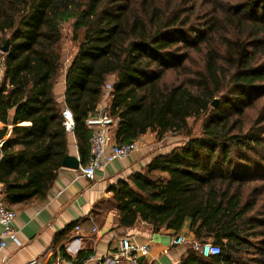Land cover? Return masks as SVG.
Wrapping results in <instances>:
<instances>
[{
	"label": "trees",
	"instance_id": "16d2710c",
	"mask_svg": "<svg viewBox=\"0 0 264 264\" xmlns=\"http://www.w3.org/2000/svg\"><path fill=\"white\" fill-rule=\"evenodd\" d=\"M71 21L77 51L67 67ZM263 57L264 0H0V122L12 126L8 137L0 129L5 200L47 198L68 154L66 109L85 165L87 121L106 99L118 145L147 133L188 137L109 187L121 227L177 233L189 219L195 241L221 252L188 246L179 264H264V110L248 128L241 118L264 99ZM169 71L187 78L169 84ZM200 117L192 137L188 120Z\"/></svg>",
	"mask_w": 264,
	"mask_h": 264
},
{
	"label": "crops",
	"instance_id": "0c3cea01",
	"mask_svg": "<svg viewBox=\"0 0 264 264\" xmlns=\"http://www.w3.org/2000/svg\"><path fill=\"white\" fill-rule=\"evenodd\" d=\"M64 91L63 75L54 90L62 105ZM105 104L101 103L100 107ZM5 126L0 122V129ZM6 127L8 137L12 126ZM151 136H142L144 143L137 151L97 171L93 180L84 179L78 170L61 168L44 201L33 198L23 203H10L5 200L4 187L0 183V201L17 213L13 227L20 243L5 240L7 245L0 250V264H28L33 260L35 264H102L124 235L134 236L150 246L148 254H140V264H179L186 248L173 246L172 238L179 235L194 241L191 221L186 219L177 233L170 230L156 233L142 221L131 229L122 228L113 206V194L109 192L110 186L143 172L153 158L169 151L168 146L162 149L161 143ZM68 155L80 160L73 132H68ZM76 226L80 231L75 230ZM2 234L0 225V236Z\"/></svg>",
	"mask_w": 264,
	"mask_h": 264
},
{
	"label": "built area",
	"instance_id": "2783aa9c",
	"mask_svg": "<svg viewBox=\"0 0 264 264\" xmlns=\"http://www.w3.org/2000/svg\"><path fill=\"white\" fill-rule=\"evenodd\" d=\"M2 67V65H0ZM2 78L0 77V85ZM112 89V83L105 85V91ZM106 107V106H105ZM105 107H100L98 112L88 119L87 124L91 129L89 159L85 165H81L78 172L81 177L87 180H93L96 172L104 170L108 165L116 160H121L128 157L134 151H137L144 141L138 140L129 144L118 145L112 141L110 136V128L113 120L108 116ZM64 126L67 132H72L74 122L69 110H64ZM17 213L6 207L0 201V225L3 227V234L0 236V250L5 249L7 243L5 240H10L13 243L20 245L17 237V232L14 230V221ZM76 231H80V227H75ZM173 246L191 247L193 251L199 253L203 257H209L220 254V247L212 243H199L197 241L187 240L185 237L175 235L172 238ZM150 251V246L147 243L139 242L134 236L124 235L118 240L115 250L109 256H106L102 264H140V254L146 255ZM28 264H35L31 261ZM83 264V263H77Z\"/></svg>",
	"mask_w": 264,
	"mask_h": 264
},
{
	"label": "rangeland",
	"instance_id": "374dc122",
	"mask_svg": "<svg viewBox=\"0 0 264 264\" xmlns=\"http://www.w3.org/2000/svg\"><path fill=\"white\" fill-rule=\"evenodd\" d=\"M72 28H73L72 21L63 25V39L61 42V54H62V60H63L65 66L69 65L70 60L76 54V51H77V43L75 41H73V34H72L73 30H72ZM263 60H264V57H263ZM196 63H198V64L200 63V59L198 57L196 58ZM0 77L1 78L3 77V67H0ZM185 78H187V77L186 76L184 77V75L179 73L178 71H169L165 74L164 81L169 83V84H175L176 85V84H179L180 82L184 81ZM110 82L112 83V79ZM105 101H106V99L104 100L103 105L105 103H107ZM218 101L219 100H217V103H218ZM263 102H264V99H262L260 102H258L256 104V107L246 108L243 110L241 118H242V122L246 126V128H248L253 123V121L257 117L259 111L264 110ZM204 121H205L204 117H200L198 119L191 118L188 120V125H189V129H190L192 137H199L202 135ZM147 134L152 135L157 143L158 142L161 143L162 149L168 146L170 148L169 151H171L173 148H175L177 146H181V145L185 144L188 141V137L186 136L185 132L180 133V134H168V135L164 136V138L161 140H159L155 134H152V133L151 134L147 133ZM110 136L112 137V133H110ZM152 136H151V138H153ZM158 150L159 149L155 150L154 152H157ZM163 154H165V153H163ZM250 191L249 192L246 191V195L248 193H250ZM185 248L187 249L188 247L186 246Z\"/></svg>",
	"mask_w": 264,
	"mask_h": 264
},
{
	"label": "water",
	"instance_id": "95a60500",
	"mask_svg": "<svg viewBox=\"0 0 264 264\" xmlns=\"http://www.w3.org/2000/svg\"><path fill=\"white\" fill-rule=\"evenodd\" d=\"M8 51V43L4 45L2 48V52L6 53ZM116 86V85H115ZM217 104V101L213 102V106L215 107ZM81 166L80 160L75 156L66 155L62 161L61 167L71 170H79Z\"/></svg>",
	"mask_w": 264,
	"mask_h": 264
}]
</instances>
